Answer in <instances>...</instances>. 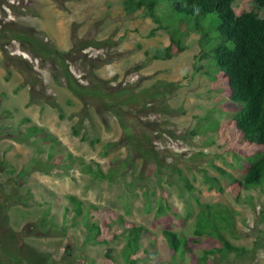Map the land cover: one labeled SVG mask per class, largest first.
Returning <instances> with one entry per match:
<instances>
[{
    "label": "rangeland",
    "instance_id": "rangeland-1",
    "mask_svg": "<svg viewBox=\"0 0 264 264\" xmlns=\"http://www.w3.org/2000/svg\"><path fill=\"white\" fill-rule=\"evenodd\" d=\"M139 13L123 0H0V263L126 264L135 224L146 232L132 264L170 263L165 229L192 249L175 264H198L207 249L209 264H264V185L236 182L251 152L234 130L239 105L221 74L207 75L193 32L171 58L148 59L169 38L149 36L156 24ZM204 18L215 35L217 16ZM31 125L48 137L23 138ZM95 163L103 177L86 170ZM215 203L231 211L222 234L243 255L221 257L216 238L195 234ZM86 225L99 227L97 241Z\"/></svg>",
    "mask_w": 264,
    "mask_h": 264
},
{
    "label": "trees",
    "instance_id": "trees-1",
    "mask_svg": "<svg viewBox=\"0 0 264 264\" xmlns=\"http://www.w3.org/2000/svg\"><path fill=\"white\" fill-rule=\"evenodd\" d=\"M241 1L252 2L256 11L249 9L236 13L232 4ZM123 4L126 14L140 12L139 14L149 17L156 24L150 29L149 36L160 29L168 34L169 43L166 46L145 50L144 54L148 59L171 58L174 52L183 50L181 41L186 33L193 32L196 35L197 58L206 61L207 75L221 74L225 78L231 101L239 105L232 118L234 130L242 143L251 146V152L243 157L246 172L242 179L236 182L245 189L264 185V16L259 15L264 11V0H123ZM210 14L217 16L215 35L211 36L206 33L202 24L208 21L204 17ZM37 134H41L42 139L48 137V134L42 133V129L36 125L29 126L22 136L29 138ZM85 167L98 177L105 175L96 163L95 168L93 165ZM205 180L214 187L212 181H216L215 178L206 176ZM185 185L189 190L192 189L187 181ZM220 189L218 186V190ZM65 198L71 202V210L75 215L82 213L79 200L73 196ZM164 207L163 197L160 196L156 203V212H164ZM232 217L231 211L219 203L206 204L196 216L195 234L201 236L206 232L210 237L216 238L223 247L217 249L221 257L228 251H233L238 256L246 253L243 247L232 245L222 234L223 230L233 227ZM86 227L89 232L94 231L96 240L100 233L99 227ZM145 232L143 227L135 224L128 227L123 245V260L126 264H132L136 258L134 256L139 251ZM161 234L171 258L170 263L158 264H175L177 258L183 255L193 256L186 236L167 229ZM197 240L196 237L194 241ZM211 252V249L205 250L196 263L213 262L216 258H211Z\"/></svg>",
    "mask_w": 264,
    "mask_h": 264
},
{
    "label": "flooded vegetation",
    "instance_id": "flooded-vegetation-1",
    "mask_svg": "<svg viewBox=\"0 0 264 264\" xmlns=\"http://www.w3.org/2000/svg\"><path fill=\"white\" fill-rule=\"evenodd\" d=\"M0 264H2V263H0ZM4 264V263H3Z\"/></svg>",
    "mask_w": 264,
    "mask_h": 264
}]
</instances>
